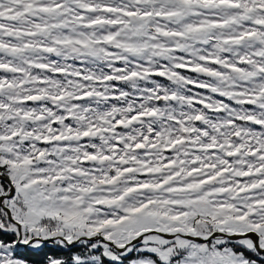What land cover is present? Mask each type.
<instances>
[{
	"label": "snow or ice",
	"instance_id": "6c2138e0",
	"mask_svg": "<svg viewBox=\"0 0 264 264\" xmlns=\"http://www.w3.org/2000/svg\"><path fill=\"white\" fill-rule=\"evenodd\" d=\"M264 264V0H0V264Z\"/></svg>",
	"mask_w": 264,
	"mask_h": 264
},
{
	"label": "trees",
	"instance_id": "16d2710c",
	"mask_svg": "<svg viewBox=\"0 0 264 264\" xmlns=\"http://www.w3.org/2000/svg\"><path fill=\"white\" fill-rule=\"evenodd\" d=\"M26 254L29 256L30 259L42 263L46 254L67 255L68 253L62 251L59 248L52 247L50 244H46L45 247L41 251L28 252Z\"/></svg>",
	"mask_w": 264,
	"mask_h": 264
},
{
	"label": "rangeland",
	"instance_id": "374dc122",
	"mask_svg": "<svg viewBox=\"0 0 264 264\" xmlns=\"http://www.w3.org/2000/svg\"><path fill=\"white\" fill-rule=\"evenodd\" d=\"M42 264V263H41Z\"/></svg>",
	"mask_w": 264,
	"mask_h": 264
}]
</instances>
